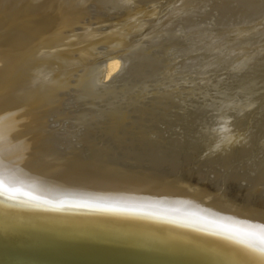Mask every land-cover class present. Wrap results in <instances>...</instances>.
<instances>
[{
  "label": "rangeland",
  "instance_id": "1",
  "mask_svg": "<svg viewBox=\"0 0 264 264\" xmlns=\"http://www.w3.org/2000/svg\"><path fill=\"white\" fill-rule=\"evenodd\" d=\"M1 2L0 21L12 14L13 28L22 20L39 25L29 42L42 44L36 55L47 56L37 61L36 89L13 93L7 110L10 120L21 117L27 151L46 142L39 158L57 154L48 170L156 178L212 209L264 218V0ZM24 35L7 38L11 51L19 52ZM51 54L57 62H48ZM112 57L119 64L106 77ZM92 73L91 83L82 77ZM24 97L36 102L24 104Z\"/></svg>",
  "mask_w": 264,
  "mask_h": 264
},
{
  "label": "bare ground",
  "instance_id": "2",
  "mask_svg": "<svg viewBox=\"0 0 264 264\" xmlns=\"http://www.w3.org/2000/svg\"><path fill=\"white\" fill-rule=\"evenodd\" d=\"M11 9L13 12L17 8ZM6 18V22L0 21V111L3 110L0 113V264H264V246L260 243V238H264V218L259 215L239 208L229 211L219 205L212 209L180 186L169 182L161 185L156 178L118 177L100 169L85 171L86 174L80 171L79 175L76 169L68 171L64 166L50 171L47 168L57 161V154L50 150L48 162L39 158L47 145L41 143L44 140L40 149L27 151L28 144H20L23 136L18 119L21 117L17 115L19 118L10 120L7 107L12 103L13 93L23 92L28 96L37 78V61L47 55H36L42 44L30 45L34 39L29 42L38 23L31 26V22L27 24L20 18L21 24L13 28L14 16L7 14ZM24 30L28 32L25 34ZM18 34H25V44ZM13 36L14 41L16 37L22 40L23 47L18 53L12 49L14 42L6 41ZM53 59L51 54L48 62ZM118 64L117 57L107 61L106 77ZM82 77L91 83L95 73ZM45 97L43 108L48 107L52 94ZM32 99L24 97L22 101L33 106ZM30 125L33 126L31 122ZM84 177L81 182L80 178ZM44 182L48 185L40 190L42 183L46 185Z\"/></svg>",
  "mask_w": 264,
  "mask_h": 264
},
{
  "label": "snow or ice",
  "instance_id": "3",
  "mask_svg": "<svg viewBox=\"0 0 264 264\" xmlns=\"http://www.w3.org/2000/svg\"><path fill=\"white\" fill-rule=\"evenodd\" d=\"M260 243L262 246H264V238H260ZM262 250H264V247H262Z\"/></svg>",
  "mask_w": 264,
  "mask_h": 264
}]
</instances>
